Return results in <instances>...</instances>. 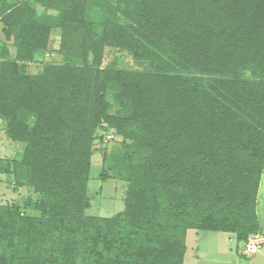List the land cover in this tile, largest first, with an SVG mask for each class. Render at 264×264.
I'll return each mask as SVG.
<instances>
[{
  "label": "trees",
  "instance_id": "16d2710c",
  "mask_svg": "<svg viewBox=\"0 0 264 264\" xmlns=\"http://www.w3.org/2000/svg\"><path fill=\"white\" fill-rule=\"evenodd\" d=\"M0 30V118L23 143L0 173L31 191L0 203V264H183L188 230L264 235V0H0ZM53 30L62 61L30 71ZM110 131L124 208L87 215Z\"/></svg>",
  "mask_w": 264,
  "mask_h": 264
},
{
  "label": "rangeland",
  "instance_id": "374dc122",
  "mask_svg": "<svg viewBox=\"0 0 264 264\" xmlns=\"http://www.w3.org/2000/svg\"><path fill=\"white\" fill-rule=\"evenodd\" d=\"M39 10L41 11V8ZM3 41V34L0 30V48ZM58 44L59 32L53 30L48 49L36 55V61L30 64L29 70L39 69L44 62H61L62 54L56 52ZM6 45L13 54L14 48L11 43L8 42ZM115 108L113 106L111 111L113 112ZM99 134L103 133L99 132ZM22 148V142L10 140L6 136L5 122L0 118V169L6 168L8 160L20 156ZM124 151L126 150L121 144L120 137L114 135L112 131L103 134V140L95 141L86 190L89 199V207L85 210L87 215L109 217L123 210L127 181L120 179L115 172L108 168L112 164V160L122 155ZM105 171L108 173V177L103 180L100 174ZM13 180L10 173H0V203L21 204L24 198L31 194L27 187H15ZM262 192H264V177ZM263 201L264 197L260 200L261 206L264 208ZM259 219L263 222L264 214L260 213ZM229 235L231 234L224 232L188 230L183 264H264V258L260 252L253 255L249 263L244 259L236 261V250L242 248L243 243L229 239Z\"/></svg>",
  "mask_w": 264,
  "mask_h": 264
},
{
  "label": "crops",
  "instance_id": "0c3cea01",
  "mask_svg": "<svg viewBox=\"0 0 264 264\" xmlns=\"http://www.w3.org/2000/svg\"><path fill=\"white\" fill-rule=\"evenodd\" d=\"M263 177H264V174H263V176H262V178H261V182H260V187H259V193H258V214L260 215V213H262V214H264V208L261 206V202H260V200H261V198H263L264 197V192H262V182H263ZM260 193H261V197H260ZM263 203H264V201H263ZM260 223H261V226H262V233H264V221L263 222H261L260 221ZM259 236H260V239H262V241H263V245H262V247H261V251H260V254L262 255V257L264 258V235H262V234H259ZM259 254V253H258ZM237 256V259H236V261H240V260H242L243 258H244V261L246 260V262H250V259H251V257H242V256H238V255H236ZM242 257V258H241ZM238 263V262H237Z\"/></svg>",
  "mask_w": 264,
  "mask_h": 264
},
{
  "label": "built area",
  "instance_id": "2783aa9c",
  "mask_svg": "<svg viewBox=\"0 0 264 264\" xmlns=\"http://www.w3.org/2000/svg\"><path fill=\"white\" fill-rule=\"evenodd\" d=\"M261 239L257 237L250 238L244 243L243 250L246 255L255 254L260 251Z\"/></svg>",
  "mask_w": 264,
  "mask_h": 264
}]
</instances>
